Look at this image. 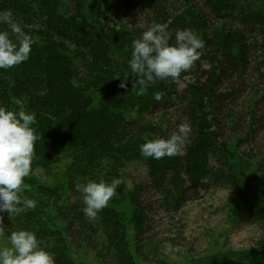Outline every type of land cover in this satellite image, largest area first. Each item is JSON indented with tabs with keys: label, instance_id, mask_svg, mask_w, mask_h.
<instances>
[{
	"label": "rangeland",
	"instance_id": "obj_1",
	"mask_svg": "<svg viewBox=\"0 0 264 264\" xmlns=\"http://www.w3.org/2000/svg\"><path fill=\"white\" fill-rule=\"evenodd\" d=\"M233 1L239 9L253 10L264 16V0ZM79 2L81 14L88 23L94 28L103 26L106 30L110 36L108 45L113 49L108 57L111 62L107 68L116 70L114 76H103L100 71L93 69L101 78L95 81L100 91L97 87L90 90L93 94L97 91L95 96L99 95L94 105L103 101L105 92L117 87L112 100L109 96L103 103L108 106L114 103L110 109L121 112L128 120L136 121L141 130L130 138V144L121 146L120 150L103 152L98 162L74 161L70 157L68 144L62 145L59 162L43 156L45 147L42 150L36 147L32 171L25 178L24 195L35 199L37 206L12 219L8 213L2 215L7 229L6 236L21 229L35 234L46 229L52 233L48 235H54L52 239L62 243L66 257L73 264H264V168L261 167L264 163V133L254 142L246 141L244 123L254 103L264 95V76L259 78V75L253 74L248 85L251 87V83H256L257 92L252 93L249 88L238 106L231 110L233 114L230 112V120L225 119L226 130L216 140V148L224 153L222 155L231 165L237 188L227 180L216 183L211 179H203L195 189L192 181L184 174L180 186L182 193L171 184L168 186L170 193L153 189L147 162L133 155H137L140 146L151 139L155 130L165 129L178 103L174 97L170 103L165 102V99L157 102L153 98L155 92H149L148 89L162 82L183 92L192 78L181 74L178 81L171 78L156 80L145 88L143 95H138L139 86L132 90L135 77L130 76L128 61L133 41L150 27V15L144 1ZM173 2L177 12L191 11L184 0ZM6 23L7 29H11L12 18ZM210 26H213L212 22ZM263 40L264 37L257 35L256 41L261 43ZM261 51L256 56L264 61ZM91 64L94 67L95 64L86 55L77 54L75 67L81 76L80 79L78 76L74 78L75 84L82 83L85 68ZM125 75H129L128 87L121 88ZM17 99L22 100L25 111L33 113L26 107L25 95ZM12 100L11 110L18 111L16 100ZM218 159L217 154H211L210 167H221L223 171H228L229 167L222 165ZM86 167L89 172H79V169L84 171ZM113 178L120 179L121 184L108 207L103 209L105 213L108 210L115 216L111 222L116 227L111 230L105 227L111 224L103 223L101 212L94 220L85 216V205L77 185L86 184L90 180L111 183ZM140 189L139 199L145 209L143 213L138 211L134 200V195ZM244 212H249L250 218ZM52 239L41 238V247L43 244H54ZM166 244L173 245L175 251L165 255L163 246ZM0 247H10V242L0 238Z\"/></svg>",
	"mask_w": 264,
	"mask_h": 264
},
{
	"label": "trees",
	"instance_id": "obj_2",
	"mask_svg": "<svg viewBox=\"0 0 264 264\" xmlns=\"http://www.w3.org/2000/svg\"><path fill=\"white\" fill-rule=\"evenodd\" d=\"M143 1L150 15L149 26L166 24L167 31L172 34L170 43L174 42L177 30L190 29L205 46L200 50V59L189 71L182 73L192 78L183 92L162 82L148 89L152 93L163 92L165 102L170 103L174 97L178 103L165 129L155 130L150 140L169 137L181 122L191 124L192 131L182 154L159 161L144 158L140 151L133 156L147 162L153 189L170 193L168 186L171 184L182 193L180 186L184 174L195 189L203 179L216 183L227 180L237 188L231 165L216 148V140L226 130L225 119L230 120L231 110L238 106L249 88L252 93L257 92L258 85L251 83L249 87L248 82L255 74L259 78L264 76V61L256 56L261 50L264 56V40L256 41L257 35L264 37V16L253 10L239 9L233 0H184L191 11L183 13L175 10L174 0ZM6 11H11L12 22L19 23L34 43L28 61L10 69H0V106L11 110L12 99L26 96V107L36 116L33 128L40 136L36 147L46 150L43 156L59 162L62 147L68 144L74 161L91 163L98 162L103 152L120 150L121 146L130 144V138L141 126L110 109L114 103L109 106L103 103L109 96L112 100L117 87L105 92L103 101L94 105L99 95L95 96L97 91L93 94L90 90H95L100 75L112 77L116 70L107 68L111 62L109 54L113 52L108 45L110 36L103 26L94 28L88 23L81 14L79 0H0V13ZM7 25L0 22V30L8 31L15 43L16 35ZM77 54L86 55L95 64L94 67L92 64L86 66L85 78L82 76V83L78 85L74 82V78L81 76L75 67ZM93 69L102 74L96 75ZM96 89L100 91L99 87ZM254 104L244 122L246 141L250 142L264 133V95ZM211 154H217L219 162L229 170L210 167ZM261 167L264 168V163ZM86 171L89 172L87 167L84 171L79 169L81 173ZM141 191H137L134 200L138 211L143 213L145 209L139 199ZM100 212L103 223L111 224L105 227L114 230L116 226L111 221L115 216L108 210ZM247 213L244 212L250 218ZM20 219L23 220L22 216ZM48 234L52 233L41 229L36 236L52 239L54 235ZM52 240L54 244H43V247L55 256L56 264H73L66 257L62 243L55 238Z\"/></svg>",
	"mask_w": 264,
	"mask_h": 264
},
{
	"label": "clouds",
	"instance_id": "obj_3",
	"mask_svg": "<svg viewBox=\"0 0 264 264\" xmlns=\"http://www.w3.org/2000/svg\"><path fill=\"white\" fill-rule=\"evenodd\" d=\"M11 11L0 13V22H7ZM11 32L16 35V42L10 38L9 32L0 30V69H10L29 60L34 43L29 34L23 32L19 23L11 24ZM172 34L167 25L153 23L142 35L132 43L131 58L128 67L135 79L133 89L139 86L138 95H143L145 88L156 80L171 78L178 81L181 74L189 71L200 59V50L205 44L190 29L177 30L173 43ZM129 75L122 78L121 88L128 87ZM164 93H154V100L159 102ZM18 111L0 106V213H8L9 218L20 216L27 209H34L35 199L24 195L25 178L32 171L36 142L40 136L33 125L36 116L25 111L23 102L16 100ZM192 131L189 122H181L178 128L167 138L147 140L140 146L144 158L161 160L182 154ZM121 180L113 178L111 183L104 180L88 181L77 185L85 205V216L94 220L97 214L108 207L110 200L116 195ZM7 229L0 215V238H6L10 247H0V264H56L55 256L41 247L36 234L30 230H17L6 236ZM173 245L163 246V253L174 252Z\"/></svg>",
	"mask_w": 264,
	"mask_h": 264
}]
</instances>
